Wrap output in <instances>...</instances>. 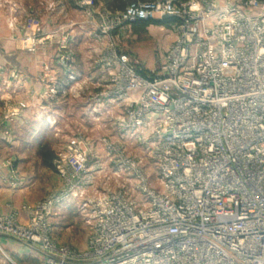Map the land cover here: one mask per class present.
Listing matches in <instances>:
<instances>
[{
  "label": "built area",
  "instance_id": "obj_1",
  "mask_svg": "<svg viewBox=\"0 0 264 264\" xmlns=\"http://www.w3.org/2000/svg\"><path fill=\"white\" fill-rule=\"evenodd\" d=\"M99 1L76 4L107 76L88 101L120 109L113 126L140 144L156 184L140 157L123 156L134 185L86 195L93 149L72 137L53 161L61 189L24 205V225L15 213L1 216L0 233L41 252L45 264H264V0H136L122 11ZM164 20L173 40L157 68H136L111 38L126 24ZM63 40L56 60L71 80ZM39 41L27 34L21 47L34 53ZM73 197L89 227L83 251L50 237L55 208Z\"/></svg>",
  "mask_w": 264,
  "mask_h": 264
},
{
  "label": "crops",
  "instance_id": "obj_2",
  "mask_svg": "<svg viewBox=\"0 0 264 264\" xmlns=\"http://www.w3.org/2000/svg\"><path fill=\"white\" fill-rule=\"evenodd\" d=\"M97 4L104 7L100 1ZM57 5V12H43L44 15L38 12L39 30L35 35L40 41L34 53L20 47L25 34L10 30L6 17L0 15V217L15 213L22 225L27 221L23 206L42 200L60 183L41 155L45 137L57 136L61 131L59 123L70 118L61 107L67 103L59 94L67 89L78 90L74 97L84 99L86 92L96 94L105 81L103 70L96 64L100 44L93 39L91 28L84 24L85 16L79 11L82 20H75V14L67 6ZM68 24L71 26L67 30ZM61 25H66L64 34L57 31ZM63 35L68 38L72 53L69 69L75 76L73 85L56 60ZM61 75L66 80L62 81L63 90L57 96L48 94ZM11 111L18 113L5 121V113ZM50 148L54 150L56 146ZM57 208L51 219V239L58 246L83 251L87 239L81 249L72 242H64L71 235L70 228L61 229L55 223L63 213ZM61 230L64 232L60 236ZM0 264H45V261L43 254L30 245L0 233Z\"/></svg>",
  "mask_w": 264,
  "mask_h": 264
},
{
  "label": "rangeland",
  "instance_id": "obj_3",
  "mask_svg": "<svg viewBox=\"0 0 264 264\" xmlns=\"http://www.w3.org/2000/svg\"><path fill=\"white\" fill-rule=\"evenodd\" d=\"M57 4H64V6H67V8L75 14V20H82L80 17V10L76 6L77 0H0V15L6 17V26L10 28V30L14 32L18 31L20 35L23 32L25 37L27 34L34 35L38 33V12L41 11V14H43V12H57L55 11L58 7ZM58 23H60V21ZM63 26L64 25H61L59 28ZM161 26V23L152 22L143 33L136 34L132 31L131 25L126 24L119 30H116L111 35V38L113 42L117 44V49L126 53L131 61L135 63L136 68H141L144 71L146 69H154L161 63V49L173 40L171 30L166 26H164V28H161ZM34 27L36 28L34 29ZM24 37H22L20 43ZM63 39L58 43V46L60 43L64 42ZM107 46L108 43L104 40V47ZM74 79L75 76L73 79L69 80L71 85H73ZM106 79L107 76L105 75V80ZM62 81H66L63 75L56 81V94L54 96H57V94L63 90ZM75 91L78 90L69 91V89H67L65 92L59 94L63 97L62 100H65L67 103H65V106L63 103L61 107L62 109H66L65 113H67L70 118L65 122L59 123L58 128H60L61 131L57 136L50 138L45 137L46 142L42 146L41 152L47 154L50 163L44 164L56 173L53 161L58 154L65 151L70 138L78 137L82 138L84 142H90L93 149L88 166L89 170L93 171L95 175V181L86 195L94 191H101L105 187L115 189L121 186L127 185L132 187L134 185V181L129 177V173L121 170L119 163L123 156L140 157L151 184L155 185L156 175L154 165L149 157H147V154L140 150V144L136 143L129 136L117 132L113 126V121L120 109L108 105L94 107V105L91 104L92 102L89 103L88 99L94 96L95 92H92V94L86 92L84 99H79L74 97ZM93 109L97 111L94 112ZM104 140L118 146V150L116 149L112 152H108ZM52 145L56 146L54 150L50 148ZM50 149L52 151H50ZM56 175L60 183L56 186V189L50 192L61 189V178L59 174L56 173ZM80 202L81 198L73 197L67 204L59 206L57 209L63 213L60 219L55 221L61 229L70 228L71 235L68 234L65 237L66 241H63L70 244L72 242L73 246L77 249H81L80 247L85 243L89 232L84 214L79 209ZM62 232H64V230H61L60 236Z\"/></svg>",
  "mask_w": 264,
  "mask_h": 264
},
{
  "label": "trees",
  "instance_id": "obj_4",
  "mask_svg": "<svg viewBox=\"0 0 264 264\" xmlns=\"http://www.w3.org/2000/svg\"><path fill=\"white\" fill-rule=\"evenodd\" d=\"M136 0H100V2L104 5V7L110 11H122L124 10V8L134 2ZM157 23H161V25H164L165 23H167V20L164 21H154ZM152 22L149 21H135L133 23H131V29L134 33L138 34V33H143L145 31V29L151 24ZM42 155V159L44 161V163H50V159L47 158V154H43Z\"/></svg>",
  "mask_w": 264,
  "mask_h": 264
}]
</instances>
